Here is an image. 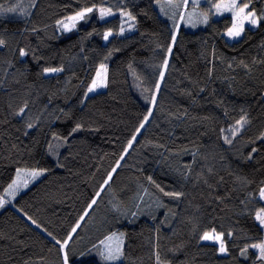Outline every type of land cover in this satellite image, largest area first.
<instances>
[{
	"label": "trees",
	"instance_id": "trees-1",
	"mask_svg": "<svg viewBox=\"0 0 264 264\" xmlns=\"http://www.w3.org/2000/svg\"><path fill=\"white\" fill-rule=\"evenodd\" d=\"M191 2L0 0V264H264V18L230 41L222 0ZM243 3L264 17V0Z\"/></svg>",
	"mask_w": 264,
	"mask_h": 264
},
{
	"label": "snow or ice",
	"instance_id": "snow-or-ice-1",
	"mask_svg": "<svg viewBox=\"0 0 264 264\" xmlns=\"http://www.w3.org/2000/svg\"><path fill=\"white\" fill-rule=\"evenodd\" d=\"M186 5H187V0H184V5L183 6H186ZM214 7L218 10V12L221 9H224V10L232 12L235 22L232 24V27L228 30L227 35L229 37H231V38H234V39L238 38L243 33L245 22H247L249 25H252V26H258L259 20L264 18V17H257V14H256L255 10L246 12L245 10L249 8V4L248 3H243L241 6L238 7L236 0H228L227 3H224L223 0H222L221 3L215 4ZM9 11H14V9H9ZM92 11H93V8L82 9L81 11L77 12L75 15L67 17L68 23H65V21H63V20L60 21L59 23L65 30H71L72 27H75V23L77 21L84 19L85 16L88 13H91ZM98 11L100 13L101 18H103L106 15H112L113 14L110 9L100 8ZM122 15H126L129 20H134L135 19V17H133L131 15V13H122ZM202 22L203 23H207V15L204 16V19H203ZM123 32H124V29H123V27H121L120 34L122 35ZM111 35H112L111 32L105 33L104 39L107 40L109 38V36H111ZM3 43L4 42L2 40H0V45H2ZM170 51H171V49H169V52ZM20 54H21V56L27 55V53L24 52V51H21ZM164 66L165 67L167 66V61H165V65ZM100 69L101 70L97 71V73H96V79H94L92 81L91 86L88 88L89 92L94 91L97 87H106L107 86L106 85V68H105L104 65H101ZM45 71L46 72H57V71H62V69L52 68V69H45ZM102 73H103V75H102ZM149 115H151V113H149ZM146 121H147V117L145 118V122ZM238 123L242 125L244 123V121L241 120ZM143 126H144L143 124L140 125L141 128H143ZM262 138H264V137H262ZM225 139L227 141V138H225ZM133 140H135V136L133 137ZM131 146L132 145H131V142H130L128 147L130 148ZM118 166L119 165H117V167ZM40 174L41 173L38 172V171H31V172L27 173V175L30 176V177H36V176H38ZM108 179L111 180V176H109ZM19 180H20V173L18 172L17 173V179H16V181H13L12 185H10V189L18 187L19 186L18 185V181ZM24 183L26 185L27 181H25ZM165 195H172V196L179 197L178 193H165ZM261 196L264 197V189L261 190ZM2 203L3 202L0 201V206H2ZM91 203L95 204L96 201L93 200ZM256 219L259 221L260 225L262 227H264V215H262L261 213H257ZM33 223H35V222L33 221ZM37 227H39V225H37ZM76 227L78 228L79 224H77ZM73 232H75V228L73 229ZM222 235L223 234H216L213 237V235H211L209 233H205L204 236L202 237V239L210 240V239L214 238L217 241H221V243H220V251L224 252V251H226V248H225V246H224V244L222 242ZM53 239H55V238L53 237ZM107 239L109 241H111L113 239V237L110 236ZM68 240H71V236H68L67 239L63 243H61V241H59V240H57L56 243L57 244H61V249L63 250V249H66L68 247V243H67ZM120 244H122V241L120 242ZM120 244H118L115 249H113L110 245H106L107 252H106V254H104V258L106 260H109V261H113V260L119 259L120 253H121ZM252 247L253 248H258L260 250V257L262 259H264V243L258 244V245L254 244V245H252ZM246 251H247V249H245V252ZM63 258H64V261H65V264H67L68 256H67L66 252L64 253V257Z\"/></svg>",
	"mask_w": 264,
	"mask_h": 264
},
{
	"label": "rangeland",
	"instance_id": "rangeland-1",
	"mask_svg": "<svg viewBox=\"0 0 264 264\" xmlns=\"http://www.w3.org/2000/svg\"><path fill=\"white\" fill-rule=\"evenodd\" d=\"M189 1H192L191 3L193 4V5H198V3L201 1V0H189ZM224 3H227L228 2V0H225V1H223ZM236 2H237V5H238V7L240 6L239 5V0H236ZM246 12H248V11H250L249 10V8L248 9H246L245 10ZM190 12H192V13H197V11L196 10H191ZM216 13H218L219 15H224V14H228V15H231L232 17H233V14H232V12L231 11H227V10H224V9H221V10H219V12H218V10L216 9ZM89 14V13H88ZM87 14V15H88ZM86 15V16H87ZM85 16V17H86ZM110 16H112V15H106V16H104L103 18H100V19H106V18H108V17H110ZM233 19H234V17H233ZM79 21H81V20H79ZM79 21H77L76 23H75V27H76V25H77V23L79 22ZM201 21H198V20H196V19H194V20H192L191 21V26H196V25H198L199 23H200ZM235 22V21H234ZM65 23H68V21L66 20L65 21ZM259 24V23H258ZM75 27H72L71 28V30H65L61 25H60V28L63 30V31H65V32H68V31H72ZM247 27H249V28H256L257 26H252V25H249L247 22H245V24H244V30H245V28H247ZM228 32V31H227ZM227 32L225 33V37L228 39V40H230V41H234V40H237V39H239L241 36H242V34L244 33V31H243V33L238 37V38H231V37H229L228 35H227ZM101 69L99 68L98 69V71H100ZM50 73V72H49ZM102 75H103V73H102ZM94 79H96V76H95V78ZM91 84H92V82H91ZM91 84H90V86H91ZM106 84H107V70H106ZM89 86V87H90ZM105 88L106 87H97L94 91H92V92H89L88 90V95H90V94H94V93H98V92H101V91H103V90H105ZM17 179V178H16ZM34 179V177H30V176H28V175H25V174H23V175H20V180L18 181V187H15V188H11L7 193H8V196H13L14 194H16V192H18L19 190H22V189H24V187H26L27 185H28V183H31L32 182V180ZM25 181H27V183H26V185H25ZM259 197H260V199H261V201L264 203V197H262L261 196V194L259 195ZM262 215H264V210L262 211V212H260ZM258 221V220H257ZM258 223V225L260 226V228H261V231L263 232V234H264V227H262L261 225H260V223H259V221L257 222ZM209 234H211V235H213V237L216 235V234H219V233H216V232H211V233H209ZM122 241V243H124V237H123V235H122V233H117V236H113V239L111 240V241H108L107 243H106V241L104 242V243H106V245H110L113 249H115L116 247H117V245L118 244H120V242ZM203 242H206V243H211V244H214V245H216V246H218L219 247V249H220V243H221V241H217V240H215L214 238L213 239H210V240H204L203 239ZM222 242H223V244H224V240H223V238H222ZM262 243H264V238H263V242ZM262 243H260V244H262ZM106 245H105V247H104V252L106 253L107 252V248H106ZM224 246H225V244H224ZM120 247H121V253H120V257H119V259H116V260H113V261H109V262H117V261H119L120 259H121V256H122V251H123V244H120ZM257 250L258 251H260L258 248H257ZM221 252V251H220ZM222 254H225L226 253V251H224V252H221Z\"/></svg>",
	"mask_w": 264,
	"mask_h": 264
},
{
	"label": "crops",
	"instance_id": "crops-1",
	"mask_svg": "<svg viewBox=\"0 0 264 264\" xmlns=\"http://www.w3.org/2000/svg\"><path fill=\"white\" fill-rule=\"evenodd\" d=\"M24 189H25V187H24ZM24 189H22V190H24ZM19 191H21V190H19ZM19 191H18V192H19ZM18 192H16V195L18 194ZM14 195H15V194H14Z\"/></svg>",
	"mask_w": 264,
	"mask_h": 264
}]
</instances>
